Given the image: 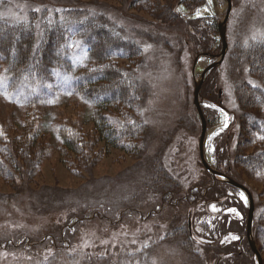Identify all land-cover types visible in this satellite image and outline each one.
I'll list each match as a JSON object with an SVG mask.
<instances>
[{
    "label": "rangeland",
    "instance_id": "374dc122",
    "mask_svg": "<svg viewBox=\"0 0 264 264\" xmlns=\"http://www.w3.org/2000/svg\"><path fill=\"white\" fill-rule=\"evenodd\" d=\"M129 1L71 0L83 15L99 11L141 50L110 58L135 75L129 90L137 104L127 115L99 107V130L97 107L73 91L69 74L49 71L46 84H34L40 99L25 103L33 90L20 79L12 85L0 58V133L11 140L29 129L41 133L33 146L22 142L19 171L9 163L8 173L0 171V264H258L250 244L244 247L249 199L205 168L194 104L195 81L219 60L199 54L206 46L220 55L228 2L169 0L182 19L167 23L158 10ZM158 2L159 9L167 0ZM1 3L2 16L30 20L37 33L56 9L49 0ZM226 25L228 50L201 90L205 155L215 169L231 168L253 194V232L264 260V167L257 172L244 162L264 164L256 155L264 150V0H232ZM69 41L76 62L96 66L84 62L87 50L76 36ZM105 116L114 126L142 123L131 133L137 136L122 140L128 149L105 137ZM60 129L78 134V152L62 146Z\"/></svg>",
    "mask_w": 264,
    "mask_h": 264
},
{
    "label": "trees",
    "instance_id": "16d2710c",
    "mask_svg": "<svg viewBox=\"0 0 264 264\" xmlns=\"http://www.w3.org/2000/svg\"><path fill=\"white\" fill-rule=\"evenodd\" d=\"M158 1L159 0H130L128 5L133 8L141 7L145 10H158L160 19L163 18V21L167 23H174L182 19L180 14L176 11L177 7L174 8L173 4L168 2L169 0L159 9L157 6V3L159 5ZM49 2L56 8L53 13L54 15L48 19H46L47 16H44L43 20L45 21L42 22L41 30H39L38 33L35 24L30 20L25 22L15 21L0 14V58L9 65L8 73H11L9 81L12 82L13 85L16 79H20L33 90L35 83L39 85L41 82L42 85H44L50 80L48 77L49 71L69 74V76H71V88L73 91L76 93L80 92L86 100L97 107V117L92 120L95 122L98 130L99 116L101 115H99V107H105L107 109L113 108L118 114L122 112H125L124 114L126 115L127 113L130 114L129 110L135 108L137 104V99H135V95H133L134 93H131L132 91L129 90L130 86L136 85L134 82L135 75H132L131 72L125 68L120 66L115 67L112 61H110V58L132 57L131 51L136 49L137 53H140V47L131 37L128 40H124L118 32V28L106 22L102 15L98 13L99 11L95 13L88 11V14L83 15L81 12L82 8L77 2H71V0H53V2L49 0ZM176 2L182 4L184 0H177ZM1 5L2 3L0 0V7ZM25 33H27V36L23 37ZM13 34L14 36L12 37ZM75 36L76 40L80 41L82 47L87 50L86 56L83 59L84 62H87V59L88 61H97L96 66L93 68L88 66V63L84 65V63H82L83 61L76 62L71 52L67 51L71 48L69 39ZM200 52L199 55H203L204 53L211 54L210 49L206 46L202 48ZM88 55L89 57H87ZM99 62H101L102 65H99ZM260 64L262 66L264 65V63ZM78 70L79 72L76 73ZM28 81H30V83ZM254 87L259 88L256 85ZM26 95L25 103L36 102L40 99V93L39 91H35V89L32 93ZM33 97L35 98L32 100ZM239 105L238 103V107H241V105ZM240 110L241 108H239V111ZM258 120L262 122L261 119L258 118ZM111 123V118L105 116V122L102 123L101 129L102 131L104 130L103 132L105 133V127L107 126L108 130L105 133V137H107L113 145L122 149L126 148V143H122L125 142L122 140L128 136L134 138L137 135H131V133L138 134L143 126L139 120H134L131 123L125 121V123L118 126H114ZM262 129L264 130V126H262ZM71 134L72 139L70 138ZM40 135L41 133L38 131L29 129L25 132V135L22 136L23 138L21 137L22 139L20 138L18 140L15 138L11 140L8 135L6 136L0 133V142L2 143V145H0V171L4 170L5 173H8V163L10 165L13 164V168L19 171L21 166L18 163L16 155L22 153H20V150H22L20 148L22 142L24 143V141H26L25 144L27 146L29 144L33 146L37 143L38 136ZM58 137L63 147L68 148L67 150L78 152L77 139L79 136L74 130L66 131V129H60ZM256 155L257 157L264 156V150L259 151ZM251 158H253V162H249L252 160ZM249 159L244 162L253 165V168L258 170H256L257 172L263 171L264 164L261 163L260 159L255 157H249ZM217 165L215 167L218 170L234 178L231 173L233 171L231 168L228 170L229 167L227 166L225 167L226 170H222V168ZM251 168L252 166L250 169ZM218 182L227 187L232 186L230 184L226 185V182ZM243 239L244 247H248L249 242L247 236L245 237L244 235ZM229 264L237 263L230 261Z\"/></svg>",
    "mask_w": 264,
    "mask_h": 264
},
{
    "label": "water",
    "instance_id": "95a60500",
    "mask_svg": "<svg viewBox=\"0 0 264 264\" xmlns=\"http://www.w3.org/2000/svg\"><path fill=\"white\" fill-rule=\"evenodd\" d=\"M228 2V11L226 14V17L219 22V31H220V37L223 43V49L220 53V55L216 56V55H210L209 53H204L205 56H211L213 58L219 57V60L214 61L212 64H210L209 66H207L205 68V70L202 72V74L200 75L199 79H197L195 81V88H194V104L197 108V112L198 115L200 117L201 120V124H202V133H201V137H200V156H201V160L205 166V168L212 174L213 177H224V181L227 182L228 184L244 191L249 199V214H248V223H247V232H246V236L248 239V242L251 246V249L253 251V253L256 256L257 259V263L258 264H264V260H263V256L261 254V251L259 250L258 246H257V242L256 239L254 237V232H253V222H254V217H255V201H254V197L253 194L251 193V191L249 190L248 187H246L244 184L238 182L237 180L233 179L232 177L224 174L223 172L215 169L214 167L211 166V164L208 162L207 157L205 155V141H206V135H207V128H208V122L206 120L203 108L201 106V90H202V86L203 83L207 77V74L213 70L214 68L218 67L223 58L226 55V52L228 50V41H227V19L230 16V12L232 10V0H227ZM198 58L196 59L195 62L198 61Z\"/></svg>",
    "mask_w": 264,
    "mask_h": 264
}]
</instances>
